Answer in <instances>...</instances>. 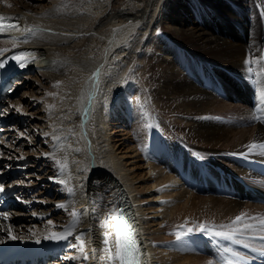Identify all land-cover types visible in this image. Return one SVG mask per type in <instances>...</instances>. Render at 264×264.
<instances>
[{"label":"bare ground","instance_id":"1","mask_svg":"<svg viewBox=\"0 0 264 264\" xmlns=\"http://www.w3.org/2000/svg\"><path fill=\"white\" fill-rule=\"evenodd\" d=\"M1 1L6 3L10 0H0V15L19 18L21 28L41 30L28 42H23L27 33L22 31L0 34V49L10 50L5 56L20 51L35 52L36 58L28 65L30 68L46 59L47 70L41 72L44 83L40 87L42 94L39 100L41 110L47 115H44V125L39 131L45 135L48 148L42 150L37 147L39 156L36 154L32 162L40 164L41 159L49 162L53 173L47 177H56L49 179V183L59 186L63 197L59 198V194L53 192L52 198L47 199V203L52 205L47 204V208L36 210L31 219L24 217L19 223H16L17 216H26L22 209L14 211L13 207V211L0 212L8 213L7 220L0 216V239L10 240L7 230L11 228L18 239L34 243L39 239L40 256L47 254L45 249L53 250L55 245L58 246L61 253L59 261H52L48 255L47 264H78L76 258H83L79 248L74 246L78 243L75 236L83 233L84 253L89 256V259H84L85 264H100L99 257L103 253L97 251L93 259L92 251L104 247L103 234L107 231L111 234L109 246L115 254L113 225L116 221L108 217L121 203L123 208L127 207V220L135 237L140 234L146 241L149 264H156L158 259H162L163 264H209L210 261L218 264L211 251L204 256L197 249L184 251L188 246L178 249L176 242L170 243L171 233L167 236L166 230L171 224L177 225L185 219L186 226L194 225L198 229L205 223L196 221L211 216L210 213L215 215V220H228L230 223L241 213L247 217L264 216V205L242 201L236 195H224L225 192H220L211 182L215 180L216 168H219L222 169L224 184L230 190H239V184L245 182L251 188L241 190L247 193H253L254 189L264 191V177L251 170L252 162L264 161V157L256 153L246 155L245 147L252 142L264 143V127L258 120L251 119L264 109L260 96L264 91V63H252L251 73H246L245 64L246 59L258 61L264 55V0H50L47 7L40 8L42 12L21 0H12L16 4L15 11H7L10 9ZM158 26L159 30H156ZM146 62V69L151 72L147 98L157 106V114L167 115L174 123L172 127L180 132L167 126V130L160 129L164 136L158 137L154 133L148 139L149 133L142 131L140 137H136L138 144L134 147L145 148L142 152L148 161L145 166L149 176L148 182L142 180L141 184L135 185L133 175L125 170L110 145L107 120L114 99L131 88L132 72L143 71ZM97 68L100 70L99 88L91 89L95 92L92 96L93 112H89V105L85 115L79 93L88 86L89 75ZM21 70L17 67L0 76V94L8 87L6 80ZM57 82H60L59 87H54ZM102 92L105 95L100 101L103 116L98 123L95 118ZM53 136L59 139L54 140ZM85 136L91 153L85 149ZM180 142L188 148L179 146ZM52 153L54 158L45 155ZM194 153H199L202 159L197 160ZM3 157L0 156V168ZM210 157L221 161V164L204 160ZM180 158L183 162L191 158L190 164L196 167L207 166L208 176H201L205 185L203 191L193 194L187 191L181 163H175ZM56 160L66 162L64 175L58 176L60 170ZM226 162L227 166H223ZM164 166L171 167L174 173L167 169L165 172ZM43 174L35 176L45 178L46 168ZM4 176L5 185H12L8 174ZM196 178L193 167L191 180ZM58 180L67 183L61 184ZM12 182L17 183L16 180ZM135 186L149 189L148 195L153 187L151 198L155 199L157 209L165 211V216L171 214L172 218L165 224L166 219L162 224L160 219L154 222V219L144 218L142 210L145 208L135 203L141 199ZM68 188H72L74 194L70 195ZM206 190L210 194L207 195ZM177 198L183 203L178 201L180 204L174 205ZM24 199L20 201L23 208L29 206L24 205L28 197ZM58 204L66 207L57 208ZM56 209L66 217L56 228L49 225L48 220L36 223V218L43 219L49 211ZM73 212L79 214L80 222L71 236L60 241L44 239L45 235L62 231L72 219ZM112 215L115 216V212ZM106 218L107 225L102 227ZM50 220L57 223L54 218ZM246 221L259 224L258 219ZM157 223L158 230H153L152 226ZM206 227L220 231L209 225ZM170 244H173L171 249ZM42 262L38 259L36 264Z\"/></svg>","mask_w":264,"mask_h":264},{"label":"rangeland","instance_id":"2","mask_svg":"<svg viewBox=\"0 0 264 264\" xmlns=\"http://www.w3.org/2000/svg\"><path fill=\"white\" fill-rule=\"evenodd\" d=\"M21 1L23 3L29 4L30 8L31 7L35 8V9L37 8V11H40L41 10L40 8H43L44 6H46V4L50 0H21ZM2 4L6 5L10 9L7 11H15L14 9L16 8V4L12 0H10V2H6V3L2 2ZM42 11L43 10H41V12ZM156 30H159V26L157 27ZM45 61H46V59H43V61H41V63L40 62L35 63L34 68L32 67L33 69L30 68V66H28V68L21 70L20 73L17 71L15 74H18V76L13 75L12 79L9 78L8 81L10 83L8 81H6L7 82L6 86H7V84H10V86H9V88L7 87V89L2 94V96L5 98L4 99L0 98V112H2V114H0V117H1V119H4L7 121V123H4V125H5L4 128H6V129H3V130H6L5 133H7V139H3L0 142V151L3 152V155H4V157L2 159V164L4 166L3 165H1V166L3 168H5L7 165H11L10 168L17 170V173H16V175H14V178H13L14 180H16V182H18L19 184H24V185L29 186V187L35 186L38 189V190L36 189V191H35V189H32L30 192L27 193V196H29V197L30 196L32 197L34 195L35 199L34 198L33 199L30 198L29 200L27 199L28 201L32 202L31 205L28 203L25 204V202H24V205H30V206L24 207L22 212L25 213L26 216H21V217L17 216L16 223L23 221L24 217H26V219H31L33 213L36 212V210H42L44 208H47V204L52 205V203H50V202L47 203V199L52 198L53 192H56L57 194H59L58 195L59 198L63 197L62 196V190L60 189V187L53 184L54 182L49 183V179L47 176L48 175L50 176L53 173L52 171H50L51 166H50L49 162L46 160H43V159L40 160V164H34L32 162L34 160V158L36 157V154H37V156H39V153L36 150L39 148H37V147L43 148L42 150H45L48 148V146L46 144L47 139L45 138V135L39 131V129H41L42 125H44L42 119H43V117H45L47 115V113H45L41 110V103L39 100L40 95L42 94L40 87L42 85V82L44 83V80H42V78H41L42 77L41 72L42 71L45 72V70H47V67L44 64ZM146 65H148V62L145 63V66L143 67L145 69L143 71L141 70L140 73L137 71L132 72L133 77H132V81H131V83H132L131 88L129 90H127V93H124V95L122 94V95H120V97H117L114 99L116 102L115 101H114L115 103L113 102V105H112L111 110H110L111 112L109 115V119L107 120V124H109L107 127V130L110 132V134H109L110 145H112L114 153L118 156L120 161L126 167L125 170L128 173H130L131 175H133V177L135 179L133 181V184L135 183V185L141 184L143 181L147 180V177L149 176V174L147 172L148 168H146V166H145L148 161L146 160L144 153H143L145 151V148L143 149L142 147H139V145H138V147H134L135 144H138L137 141H135L136 137L137 136L140 137L141 133H143L144 131H147L149 133L148 139H150L151 135H153L154 133L157 134L159 137L162 135V133H164L163 131L160 130L161 127L164 130H167V126H170L171 129L175 132H180L179 129H175L172 127V125L174 123L172 122V120L170 118L167 117V115L164 114V116L161 115L162 116L161 117L159 114H157V112L155 111V108H157V106H155L153 103H151L152 100L149 101V99L147 98V92L149 91V89L151 87L149 85V82H150L149 77L151 76L150 75L151 72L146 69L147 68ZM132 70L133 69H130V71H132ZM134 75H136V76L138 75V76L135 77ZM10 79H11V81H10ZM39 79H40V81H39ZM35 80H37V81H35ZM40 82H41V84H39ZM152 89H153V86H152ZM9 91H11V93H13L11 97L9 96L11 93L8 95ZM27 106H29V107H27ZM17 107L20 108V111H19L20 113L15 110ZM2 110H6V111H2ZM174 120L177 121L176 119H174ZM148 125H151V127H149ZM175 132L173 134L174 136H175ZM20 134H23V135H20ZM17 136H19V137H17ZM162 136H164V135H162ZM33 138H34V140L31 141V139H33ZM144 140H145V138H144ZM145 142H146V140H145ZM179 144H177V145L181 146L184 149L188 148L187 145H185L182 142H180ZM10 145H11V148H9ZM34 150H36V151H34ZM40 155L42 156V152L40 153ZM138 155H139V157H137ZM21 156L25 157L27 161H24V159H23V161L21 159H18V157H21ZM143 156L145 159L143 158ZM222 157H224V156H222ZM18 160H20V163L18 162ZM204 160L205 161L206 160H212L216 163L221 164V161H218L217 159H213L212 157L206 158ZM5 162H7V164ZM42 162H43L44 166L41 167ZM210 163H211V165H213L212 162H210ZM210 163H209V165H210ZM5 164H6V166H5ZM223 166H227V162L224 163ZM6 168L10 169L9 167H6ZM45 168L47 171V174H45L46 175L45 178L44 177L37 178L35 175H41V174L44 175L43 173L45 172ZM211 168L214 169L215 167H211ZM163 169L165 170V172H166V169L170 173L172 172L171 167L164 166ZM172 173H174V171ZM7 174L9 175V173H7ZM136 176H138V177L136 178ZM147 182H148V180H147ZM46 186H47V188H46ZM188 188H189V190L192 189V191H188V192L189 193L192 192V194H193V193H196L195 191L197 189H201V184L198 183L194 186H188ZM135 191H138L137 196H139L141 198L140 201L135 202V203L140 204V205H142V207L145 208L144 210H142L143 211V213H142L143 217L145 216L144 218H148L150 220L154 219V222H158V220L160 219V223H162V224H163V221L165 219L166 220H165L164 224L167 223L166 221L170 220L171 214L165 216L166 212L165 211L162 212V210L157 209L158 206H156L154 201H153L155 199L151 198V197H153L152 193L154 192L153 187L150 190V195H148L149 189H145V188H142L140 186L136 187ZM176 193L178 194V192H176ZM177 194H174V196H176ZM109 196H111L110 193H109ZM66 197L68 198L70 196L66 195ZM174 201H175L174 205H179L180 203L181 204L183 203V200L180 201V198L174 199ZM36 202H37V204H36ZM19 203L22 204V202H19ZM42 205H44V206H42ZM14 211H21V208L18 207V209L14 210ZM49 212L47 213L48 215L46 214L43 216V219L42 218H40V219L36 218V220H37L36 223H41L45 220H49V219L54 218V220L57 223H53L51 226L56 228L57 225H59L60 223H63V221L66 218L65 216H62L59 209H56L55 211L52 210ZM161 213H163V216L160 215ZM210 214H211V216L207 215V217H203L202 220L200 219V220L196 221V223L197 222H203V223H205L204 225H206V226L209 225L210 227H215V228L219 227L220 229H222L221 228L222 225H224V226H230L231 225L230 222H227L228 220H220V219L215 220L213 218V217H215V215L213 213H210ZM183 221L186 222V219L182 220L177 225L171 224L172 226H169V228H168L169 230H166L167 236L171 233L170 238H169L171 240L170 243L176 242L177 243L176 247L178 249L181 248L182 246H184V247L188 246L189 248L187 247L186 250H184V251H188V249H191V248L192 249H198V246L196 244L197 242H195L193 239H191L192 237L193 238L196 237V236H193L194 233H192V234L189 233L188 235L184 236V238L181 240H175L176 239L175 233L178 231H181V228H179L181 225L184 226V229L193 228V229H196L197 232H199V229H197L196 225H195L196 228L193 227L194 225H192L191 227H188L184 224ZM245 222H247V221H245ZM152 228H153V230L154 229L158 230L157 228H159V223L152 226ZM164 228H165V225H164ZM220 229H218V230H220ZM222 230H224V229H222ZM254 232H257V231H254ZM198 237L200 239H202V241L204 243L206 242L204 239V236L202 234H199ZM238 237L241 238L242 235L238 236ZM147 240L149 241L148 238H147ZM154 241H155V239L153 240V242ZM188 243H190V245L192 247L190 245H188ZM153 244L156 245L155 243H153ZM172 245L173 244H170V249L172 248ZM208 245L212 249L210 243ZM189 252H193V251L189 250ZM213 252H214V250H213ZM158 258H159V256H158ZM219 260H220V258H219ZM55 262H57V261H55ZM157 262L159 264H163L162 259L156 260L155 263L157 264ZM76 263L85 264L84 259L79 260V258H76ZM169 264H171V262Z\"/></svg>","mask_w":264,"mask_h":264},{"label":"snow or ice","instance_id":"3","mask_svg":"<svg viewBox=\"0 0 264 264\" xmlns=\"http://www.w3.org/2000/svg\"><path fill=\"white\" fill-rule=\"evenodd\" d=\"M264 15V14H262ZM19 18L16 17H7V16H0V34H3L8 31H22L27 33V36L24 38L23 42H28L29 38H34L37 36L38 33L41 32L40 29L38 28H21L18 23H13L12 21H16ZM7 21V23H6ZM116 31V30H114ZM15 40V38H13ZM10 50L8 49H0V76H3L5 73L9 72L10 70H15L17 67L19 69H25L29 64L33 63L34 59L36 58V53L35 52H30V51H20L16 52L10 56H5L4 54L6 52H9ZM14 62V63H13ZM252 63H264V55H261L260 60L258 61H253V60H248L246 59L245 64L247 65L246 68V73H251L252 72ZM99 77H100V70L97 69L95 72L92 73V76L90 77L91 80V89L96 90L99 88ZM60 82H57L54 87H59ZM46 95H54L51 93H46ZM93 96V92L90 91L88 95L89 102L91 101ZM261 103H264V91L261 92ZM51 107V106H49ZM17 112L20 111V108L17 107L15 109ZM6 111V110H2ZM88 110H84V114L87 115ZM2 114V112H0ZM252 120H261L264 122V118L258 117L253 115ZM151 127V125H148ZM71 131V130H70ZM23 135V134H21ZM54 140H58L59 137L53 136ZM247 149L246 155H250L253 153H256L260 155L261 157H264V143H256L252 142L249 143L248 145L245 146ZM3 155V152H0V156ZM47 155H52L54 158V153L52 154H45ZM194 157L197 160L202 159L201 155L199 153H194ZM18 159H26L25 157L21 156L18 157ZM56 165L59 168V175H64V173L67 171V165L66 162H61L60 160H56ZM6 167H11V165H7ZM49 179H56V177H49ZM70 179V177H69ZM57 182L61 184H66L67 181L65 180H58ZM5 185L0 183V193L5 192ZM68 193L74 194V190L72 188L67 189ZM19 199V198H18ZM27 203V201H24ZM57 208H64L66 205L64 204H58L56 205ZM95 211V209H93ZM115 212V216L112 215V213ZM35 215V214H34ZM0 216L3 217V219L7 220L8 219V213H0ZM72 219L69 221L68 224H66L63 228L62 231L59 232H52L48 235H45L44 239L46 240H66L69 236L73 234V230L77 226V224L80 222L79 221V214L76 212L71 213ZM108 218H113L115 219L116 223L113 225L115 232V248L116 252L115 254L112 253L111 248H110V240L109 236L111 235L107 231L104 232L103 234V245L104 247L102 249H93L92 251V258H96V253L97 251H100L103 253L102 256L99 257L100 264H116L118 261L119 264H140V249L137 245V241L135 239V233L133 231V228L129 221L127 220L125 216V210L122 208H119L118 210L116 208L112 209V211L109 213ZM247 219H258L259 224L254 225L251 223L245 222ZM48 224L52 225L53 222L49 219ZM107 225V218L104 222H102L101 226L106 227ZM181 231H178L175 233L176 239L181 240L184 238V236L188 235L189 233L196 231V229L193 228H188L184 229V226H180ZM222 229L220 231L208 229L206 225L200 224L198 226V229L201 233H205L207 235L223 238L226 240H229L233 243L240 244L241 240L237 239L238 236H241L243 234L248 233L249 231L258 228L259 232L261 235L259 237H254L258 238L261 241H264V216L260 217H247L246 214L241 213L240 215H237L232 221L230 226H221ZM8 238L15 240L18 239L16 237L11 228L7 230ZM75 240L78 242L75 247H78L81 254L82 258L87 260L89 259L88 254L84 253V237L83 233L76 235ZM5 241L0 239V244L4 243ZM36 243H40V240L37 239ZM244 248H249V244L244 243L243 244ZM250 251L254 253L255 255L252 257V259H255L256 257H264V243L261 244L260 248H251ZM223 253H230L231 256L234 259H230L226 261V264H238L240 261H245L247 257L240 256L237 252L233 251L231 248L224 247L222 249ZM211 264V261L209 262Z\"/></svg>","mask_w":264,"mask_h":264}]
</instances>
